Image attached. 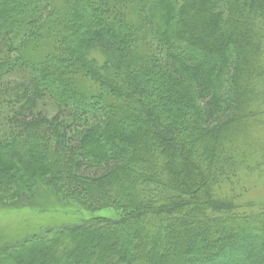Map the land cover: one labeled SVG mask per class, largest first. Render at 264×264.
I'll list each match as a JSON object with an SVG mask.
<instances>
[{
    "label": "trees",
    "instance_id": "trees-1",
    "mask_svg": "<svg viewBox=\"0 0 264 264\" xmlns=\"http://www.w3.org/2000/svg\"><path fill=\"white\" fill-rule=\"evenodd\" d=\"M8 92L0 208L84 216L0 264H264V0H0Z\"/></svg>",
    "mask_w": 264,
    "mask_h": 264
},
{
    "label": "rangeland",
    "instance_id": "rangeland-1",
    "mask_svg": "<svg viewBox=\"0 0 264 264\" xmlns=\"http://www.w3.org/2000/svg\"><path fill=\"white\" fill-rule=\"evenodd\" d=\"M93 54L97 61H102L100 54L96 52ZM7 86V89H10L8 84ZM12 97L8 92L0 100V128L2 130L3 126L6 127L7 124L5 110L10 106L7 101ZM38 108L47 116H51L55 112L53 103L47 98L38 103ZM245 200L256 206L264 202V181L255 182V178H253L250 192ZM74 208H76L75 205L58 200L51 192L38 189L31 201H24L21 206L14 208H0V245L21 241L40 228H56L62 227L66 223L76 222L77 219L84 216V213L78 214ZM70 264L74 263L70 262Z\"/></svg>",
    "mask_w": 264,
    "mask_h": 264
}]
</instances>
